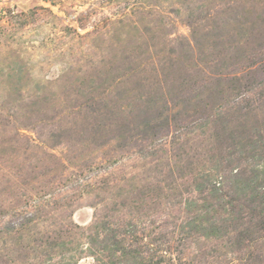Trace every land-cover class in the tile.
<instances>
[{
  "label": "rangeland",
  "instance_id": "obj_1",
  "mask_svg": "<svg viewBox=\"0 0 264 264\" xmlns=\"http://www.w3.org/2000/svg\"><path fill=\"white\" fill-rule=\"evenodd\" d=\"M0 264H264V0H0Z\"/></svg>",
  "mask_w": 264,
  "mask_h": 264
},
{
  "label": "trees",
  "instance_id": "obj_2",
  "mask_svg": "<svg viewBox=\"0 0 264 264\" xmlns=\"http://www.w3.org/2000/svg\"><path fill=\"white\" fill-rule=\"evenodd\" d=\"M248 185H246V187H247ZM213 191H215V190H213ZM208 235H210V234H208Z\"/></svg>",
  "mask_w": 264,
  "mask_h": 264
}]
</instances>
